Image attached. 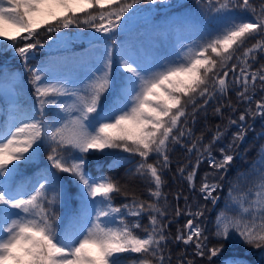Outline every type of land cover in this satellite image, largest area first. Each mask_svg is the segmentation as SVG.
Instances as JSON below:
<instances>
[{"label": "snow or ice", "instance_id": "1", "mask_svg": "<svg viewBox=\"0 0 264 264\" xmlns=\"http://www.w3.org/2000/svg\"><path fill=\"white\" fill-rule=\"evenodd\" d=\"M166 2L147 0L149 4ZM143 3L0 0V44L21 59L35 95L32 105L24 98V73L10 71L7 62L0 64V264H172L170 241L185 246L175 264H196L195 257L214 264L229 243L257 250L259 257L250 261L233 253L219 264H264V144L254 162L257 166L251 169L259 179L245 193H236L235 186L229 189L225 207L214 222L216 244H210L201 220L206 204L193 210L186 196L185 207L177 205L174 215L189 218L173 236L162 191L171 163L169 153L172 146L180 145L189 156L193 151L197 156L191 170L187 164L177 168L190 189L196 188L197 171L205 159L214 169L201 178L199 192L215 206L220 196L214 193L223 187L220 181L239 154L247 132L254 131L247 118H264V97L255 101V109L251 107L257 90L264 91V64L253 68L257 56L264 55V2L257 10L251 0H196L200 18L188 22L204 34L203 39L182 45L172 57L120 42L123 72L114 75L116 37L131 30L142 11L135 6ZM97 7L98 12L89 11ZM237 9L251 13L252 18L237 16ZM73 25L101 35L62 31ZM41 28L55 32L54 43L65 52H71L70 46L81 38L87 39L89 47L81 54L52 56L30 67L29 60L45 46L38 38ZM53 39L48 36L49 41ZM101 39L102 50L95 44ZM233 60L239 62V72L233 62L229 83V72L221 76L215 69ZM77 67L84 71L74 78ZM230 88L236 89L238 102L248 107L237 119L230 116L226 125H217L212 139L202 144L203 136L193 138L192 130L186 128L188 117L195 119L197 109L206 112L209 101L218 94L223 97ZM189 105L191 113L187 112ZM49 106L58 110L51 119ZM222 107L214 112L223 118ZM227 107L236 111L231 101ZM233 125L238 131L219 149L221 158L217 159L212 145ZM259 135H264V129ZM45 151L48 164H41ZM94 153L112 159L105 165L89 159ZM137 156L140 159L122 178L104 174V167L118 169ZM134 180L145 184L149 199L137 195L130 183ZM114 193L130 199L115 206ZM175 198L179 200L180 194ZM74 202L78 206L61 221L57 206ZM145 215L148 223L142 224ZM188 247L193 249V258H189Z\"/></svg>", "mask_w": 264, "mask_h": 264}, {"label": "trees", "instance_id": "2", "mask_svg": "<svg viewBox=\"0 0 264 264\" xmlns=\"http://www.w3.org/2000/svg\"><path fill=\"white\" fill-rule=\"evenodd\" d=\"M175 1V0H171ZM251 2L258 7L261 2L264 0H251ZM147 3L136 6H142ZM89 11L98 12L99 8L90 9ZM177 11V12H176ZM174 12V16L172 13ZM182 12V13H179ZM199 9L196 3V0H186L181 3L178 7L172 8L168 11H161L157 12L152 19L150 20H141L135 25L131 30L123 35L117 36V48L114 49V64H113V74L118 75L123 72V69L120 68V57H119V50L118 45L120 42H124L126 44L135 45L137 48H140L142 51H147L152 54L158 55H167V56H175L176 54L180 53L182 45H188L192 43V41H200L204 38V34L202 32H198L192 25V23L188 22L190 20H198L200 17L198 15ZM83 16L84 14H80ZM236 15L241 16L245 19H251V13L249 12H242L239 9L236 10ZM89 27L81 25L79 28L76 25L71 26L69 29H62V31L73 32V31H81L86 33ZM56 33H49L46 29L41 28L39 30L38 38L39 40L44 43V45L49 43L48 36H54ZM254 42V41H253ZM7 44V41L4 42ZM20 45L24 43V41L18 42ZM96 47L99 49H103L104 41H96ZM88 46L83 45L82 43H74L71 45V52H65L63 50H46V48L39 49L35 54V59L29 60V66L33 67L40 63L42 60H49L52 56H64V55H71V54H81ZM51 54V55H50ZM214 56V54H211ZM219 59V58H217ZM258 63L253 65V68H258L259 64H264V55L257 56ZM7 62L8 69L11 70H19L24 73V98L29 101L30 104L35 105V95L32 91V87L30 84L27 83L28 80V73L24 70L23 64L21 59L18 56L13 55L12 50L10 48L5 49L2 44H0V64ZM236 62L238 64L236 74L239 72V62L238 61H227V66L221 68L219 64L216 66V71L222 76L224 71L229 72V76L226 78L227 82L231 83L233 78V72L231 70V64ZM83 69L77 67V73L80 75L83 74ZM86 82V81H85ZM261 97H264V91L257 90L251 107L255 109V101L260 100ZM64 99V98H62ZM231 101L232 105L236 108L235 112L227 107L228 102ZM202 103V98L199 100ZM224 105L221 108L223 113V118L221 115H218L214 112V109L219 106ZM207 111H202L197 109L195 119L191 116L188 117V123L186 128L192 130L193 138L203 136L202 144H207L211 139L216 131L217 125H226L228 123V117H232L233 119H237L241 112L245 110L248 105L243 102H238L236 89L230 88L229 91L223 97H219L212 99L209 101V104L205 106ZM58 110L54 106H49L48 108V116L49 118H54L56 112ZM187 112H192V106L189 105L187 108ZM183 117L181 120L183 121ZM247 123L253 124L254 131H248L247 135L245 136L242 143H240L237 152L239 153L236 155L235 159L229 166V169L224 176V179L220 181L222 184V189L218 190V193H214V195H219L220 199L218 203L213 206L211 201H205L202 197V194L199 192V186L201 183V178L204 176L206 172L214 171L209 167L207 159H205L198 168L197 176L195 179L196 188L190 189L188 182L183 179L180 174L177 172V168L180 165L187 164L188 170H191L193 165L196 163V153L193 151L191 155L187 153L185 148H182L180 145L172 146V151H170V166L169 169L165 171V185L162 188V191L166 194V199L169 205L168 212L169 215L166 216V219L172 221L169 225V231L173 234H176L178 226H182L186 220L189 218L186 215H181L179 217H175L174 211L177 205L181 208L185 207V199L184 197H188L187 203L190 204L195 210L198 204H206L207 209L205 212V216L201 218L203 224L207 228L206 234L209 236L210 244H216L218 241L212 236V232L215 231L214 222L216 220L217 214L221 212L222 209L225 207V200L229 196V189L235 186L236 193H245L247 192L254 183L259 179L258 174L253 172L251 169L255 168L257 165L254 162L258 161V151L260 146L264 144V135H259L258 133L264 129V118L256 117L253 121L251 117L247 118ZM238 129L235 125L228 128L226 134L224 135L223 139L218 141L217 143L212 145V153L217 158H221V153L219 151L220 148L224 147L229 143L232 138L233 133L237 132ZM184 142L190 145L191 141L184 138ZM245 149L248 151L245 152ZM105 151H118V150H105ZM125 156H129L127 153H123ZM47 151L41 157V164H48L47 159ZM89 159H98L106 165L112 157L103 155L101 153H94L89 155ZM133 163H123L118 169L109 170L107 167H104L103 171L104 174L108 176H112L114 178L120 179L123 177L124 172L133 167L135 161H138L140 158L137 157H130ZM152 157L149 162H152ZM189 160L191 161L189 163ZM55 171V169H52ZM93 171V174H96L95 169H90ZM67 176V174H61ZM211 179V177H210ZM121 183H125L123 179H121ZM131 186L135 189L138 196L142 199L147 200L150 197L146 191V186L140 180L131 181ZM180 194V199L177 200L176 194ZM127 199L121 194H113V202L115 206H120L126 202ZM163 203V200L161 201ZM78 206V202H74L73 205H58L56 211L61 218V221L67 219L69 214L72 211L73 207ZM128 220L135 219L134 217H127ZM142 224H147V216L145 215L142 218ZM58 230H62L58 229ZM139 231V230H138ZM185 246L182 243L176 242H169V250L172 254V264H175L176 258L179 256L181 250H184ZM187 252L189 254V258H193L192 247L187 248ZM233 253L237 255H243L248 260L254 261L257 260L259 257V252L254 249L248 248L244 244L240 245H232L229 243L225 251L221 253L220 257L214 258V264H219V261L224 259L225 257L231 256ZM250 253V254H249ZM127 255V254H125ZM136 255V254H132ZM196 264H206V258L195 257Z\"/></svg>", "mask_w": 264, "mask_h": 264}, {"label": "rangeland", "instance_id": "3", "mask_svg": "<svg viewBox=\"0 0 264 264\" xmlns=\"http://www.w3.org/2000/svg\"><path fill=\"white\" fill-rule=\"evenodd\" d=\"M184 1H186V0H176L175 2H171V4H174V5H176L178 7V5L181 4V3H183ZM158 4L159 3L149 4V5L146 4L143 7H136L138 9H142V11H140L139 14H138V16L136 17V21L134 23V26L137 24L138 21H140L142 19H144V20H146V19H148V20L152 19V17L158 12V8H157L158 7ZM167 4H170L169 3V0H167V2L163 4V6L164 5L166 6ZM257 10H259V6L257 7ZM166 11H168V10H166ZM179 13H182V12H179ZM173 14H174V12L172 13V16L176 15V14H174V15ZM64 32L68 33L67 31H64ZM77 32L83 33L81 31H75L73 33H77ZM84 34H86L89 37L90 36H100L101 35L100 33H96L94 31V29H89ZM55 37H56V34L53 37L54 38L53 41H49V43L47 44V46L52 45V47H48L46 50H54V51H57V50H63L64 49L62 45L59 48L56 47V45L54 43ZM97 41H103V40L101 39V40H97ZM7 43H10V42H7ZM75 43H82L83 45L88 46L87 39H85V38H81L80 40H77ZM78 76H79V74L77 73V68H76V70L73 73V77L76 78ZM92 251H93V253H95V249H93Z\"/></svg>", "mask_w": 264, "mask_h": 264}]
</instances>
